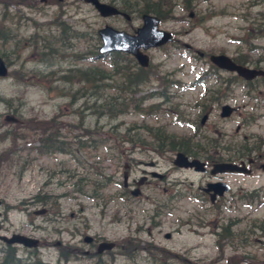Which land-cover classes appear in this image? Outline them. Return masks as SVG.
I'll return each mask as SVG.
<instances>
[{"label": "rangeland", "instance_id": "rangeland-1", "mask_svg": "<svg viewBox=\"0 0 264 264\" xmlns=\"http://www.w3.org/2000/svg\"><path fill=\"white\" fill-rule=\"evenodd\" d=\"M122 1L113 0L117 5ZM157 1L160 2L157 8L162 18L159 27L174 33V38L164 46L148 50L151 60L149 71L157 73L160 78L150 81L143 87L139 85L141 88L136 91V95L146 96L155 92L164 95H154L146 99L141 111L132 112V109H129L128 113L118 114L112 118L105 114L97 117L95 112L103 111L102 106L98 105L107 97L116 96L117 92L126 95L121 90L107 91V94L101 92L100 95H96L99 99L95 104L91 97L86 96L79 98L77 103L70 104L68 98H63L55 90H47L42 83L43 81L47 84L48 78L55 79L58 73L48 74L42 81L38 76L36 80H30L28 77L31 73L46 74L55 69H66L75 63L90 65L94 60L89 56H95L92 53L96 46L100 45L97 29L108 24L132 31L142 23L137 9L150 3V0H124L125 3H134V12L130 13L129 20L120 16L102 17L83 0H30L31 7L24 6L27 4H16L8 10L9 16L13 18L7 23L10 21L14 23L12 25L16 28L10 29L12 32L15 30L21 38L7 43L0 42V54H3V59L9 67L7 76L0 77V151H19L14 157L17 161L4 165L0 170V196L17 207L23 199L47 193L43 200L48 208L45 215H32L30 219L29 214L16 208L10 214L12 220L10 226L22 228L25 233L32 230L35 236L42 237L48 242L60 240L62 248L64 245L72 244L95 251L94 246L91 248L80 241L84 234L119 242L114 250L101 256H80L69 264H159L150 260L148 255L157 251L140 250L136 249V246L163 247L174 255L172 258L174 264H201V261H211L214 257L221 256L222 253L212 246L209 227L201 225V221L205 223L204 219L207 216L203 211L208 205L194 202L188 195L182 193V196L168 207H158L162 206L160 201L162 198L165 199V196H162L160 188L162 184L157 180L143 186L139 197L128 194L123 196L124 190L121 186L123 162L125 158L132 160L130 179L137 178L142 169H152L140 161H151L155 163L154 170L157 172L162 173L169 169L167 177L170 180L185 178L192 181L194 186L191 189L195 191L200 175L189 171L177 173L170 170L173 153L164 151L163 154H159L157 150L152 149L155 142L152 135L146 132L147 128L160 126L162 137L172 136L180 139L182 136L189 138L195 134L194 129L187 125L192 123L197 133L208 135L209 138H219L225 145V150L229 151H243L264 141V87H259L262 92L259 93L257 88L248 95L242 83L232 86L224 102L233 106L235 110L229 117H221L220 106L224 102L221 105L213 102L220 86L218 77L226 80L232 75L227 71L218 72L207 59L209 53L219 52L236 57L241 50L243 55H250L251 59L256 60L260 57V63L264 65V37L254 38L252 41L257 48L252 53L248 51V39L257 33L258 29L252 27L251 33L243 36L248 44L238 40L245 31L244 25L248 22L244 18H249L251 23L252 17H258V11H264V0H190L187 7L184 4L186 0ZM253 1L257 4L255 5ZM60 5L66 9L63 19L83 32L86 37L69 38L70 28H66L65 42L56 44L55 37H50L44 26L39 30L34 20L27 19L30 16L46 23L57 15L60 16ZM2 7L0 0V10ZM151 7L149 5L146 8ZM16 8L19 11H16ZM36 29L46 34V39L52 42L54 48L57 46L58 51L42 56L39 49L43 44L38 45L40 48L33 49L25 38ZM52 33L57 34L54 30ZM258 34L260 35V32ZM196 50L204 52L206 57H199ZM80 55H84L85 59H77ZM118 80L120 81L119 78ZM167 83L176 85L170 86L166 85ZM59 87L62 85L59 84ZM63 87L65 92L70 91ZM204 89L212 91L205 96ZM124 102L122 98L117 101V104L112 106L111 115ZM152 102L159 104L160 108L150 107L152 108L150 110L144 107ZM79 106L80 109H77ZM204 112L208 113V118L201 125L199 121ZM12 115L18 117L19 123L5 119L6 116ZM80 117L92 127L93 139L105 143L98 144L91 150H76V141L73 137L80 132L76 129L77 125L75 127L73 125ZM51 118H54L61 128L60 133L64 139L71 143L70 153L49 155L39 153L35 149L38 145L36 139L39 137V126ZM245 120L248 122L245 123ZM237 127L239 131H236ZM128 128L135 134L133 138L138 139L135 146L127 141L123 143L120 141ZM199 137L201 135L197 138ZM24 163L26 168L20 174ZM96 170L102 174L97 175ZM103 176L106 178L99 179ZM79 179L81 183L78 182ZM93 181L103 185L97 189L100 195L98 200L87 195L92 192L90 184ZM232 184L235 192L251 191L260 187L261 192L258 194L264 198V171L260 169L251 176L233 177ZM162 186L169 187L164 183ZM178 189L184 192L186 188L178 186ZM83 191L87 193L84 194ZM56 196L57 198H54ZM44 201L34 199L32 211L41 207L40 204ZM223 204L225 205V207L222 205L223 215L226 218L235 217L239 220L237 230L250 234L247 237L249 243H245V248L235 252L239 256L238 264H250L242 260L243 258H263L262 244L255 242L256 235L261 234L258 229L250 230V226L264 221V203L258 208H252L251 205L247 206L238 200L230 209L229 204L224 202ZM55 208H58L57 212H54ZM156 208L159 210L155 215ZM29 220L37 227L39 224L42 225V229L25 228L23 224ZM158 221L160 223L156 225ZM148 229L150 235L147 234ZM166 231L172 234L169 239L164 237ZM132 236L140 237L151 244L143 245L140 242L129 247L123 240ZM41 253L44 261L57 262L56 246L50 245L49 248L42 249ZM233 253L227 250L222 256L227 257ZM214 264H226V261L220 259Z\"/></svg>", "mask_w": 264, "mask_h": 264}, {"label": "flooded vegetation", "instance_id": "flooded-vegetation-1", "mask_svg": "<svg viewBox=\"0 0 264 264\" xmlns=\"http://www.w3.org/2000/svg\"><path fill=\"white\" fill-rule=\"evenodd\" d=\"M260 78H256L253 80V82L259 80ZM264 80V78H263ZM201 135L200 142L194 143V145H199V147L195 148L194 151H205L203 156H200L198 158L201 159V161L205 164V169L200 172H195L192 169H183V168H177L174 165L170 166V170L179 172V171H189L193 174L200 175V181L196 185V190H192L191 187H193L192 181H187L185 178L183 179H168L167 174L169 169L165 170L166 173H162V177H155L152 172L155 170V163L154 162H143V165L149 166L152 168L151 170L142 169L141 174L135 178L130 179V168L132 166V160L130 158H125L124 160V167H126V173L128 181L124 182V190L131 194L133 189L137 188V184L139 188V194L137 196H140L142 194V187L150 184L152 180H157L158 183L163 182L164 184L169 185V187L160 185L161 188V194L162 196H165V199H161V203L164 206L170 205L172 202H175L177 198L181 197L182 193L188 195L191 197V199H194L200 203L208 205V207L205 208V211H210L212 214L213 211H215L217 214H214L212 218H209L205 225L212 227V239L211 243L213 246L217 248H224L225 250H235L239 248L240 243V237H239V231L237 230V226L239 224V221L235 217H228V220H225V217H223V211L222 206L223 202L226 204H229L231 208H233V205L236 204V201H238V192H235L232 184V178L237 177L240 175V172H221L212 174L211 168L212 165L215 162H240L245 161L247 162V167L249 169L248 174L255 173V170L258 168H262L264 165V158L262 154L259 155H253V156H246L243 158L239 157L238 151H229L228 149L225 150V148L219 146V139L218 138H209L208 135ZM200 135H196L193 138H197ZM166 151V150H165ZM186 151H193V150H186ZM164 171V172H165ZM142 179V182L140 180ZM217 182H224L227 184V189L225 188L223 193L221 195L217 194L215 192V189L210 186V183H217ZM178 186H182L183 188H186L184 192H181L180 189H178ZM176 188L178 190H176ZM239 188V187H237ZM191 189V190H190ZM219 189V188H216ZM138 191V190H137ZM165 194V195H163ZM33 199H23L19 203L22 204L23 210L25 213H28V209L30 207V202H32ZM227 200V201H226ZM228 205V208L230 209V206ZM16 208V207H15ZM14 211V205L8 203L4 197L0 196V264H10L12 259L15 260V257H18L23 262L28 261L31 257L30 252L36 251L41 252L42 249L48 247V243L45 241V239L40 238L39 243L37 247L34 248H28L25 247V245L14 242L10 243L8 242L7 238L11 237L13 239H16V237H20V239L28 240L26 237L20 235H26V236H33V231L30 230L28 233L23 232L22 228H11V212ZM224 220L225 227L222 229V223L221 220ZM160 222H156L155 224L158 225ZM31 224V225H30ZM25 228L31 227L32 223L28 221L26 224H23ZM34 229H38V227H34ZM148 232H150L148 230ZM6 238V239H5ZM101 239L93 238L90 242V247L92 248L94 245L97 244V241ZM245 243L247 242V239L243 237L242 239ZM38 242V241H37ZM36 242V244H37ZM63 245L62 243L57 242V246ZM68 252H72L70 248H66ZM74 251L78 252V254H82L84 256L90 255L92 256V251L89 250H80V248L75 249ZM75 252V253H76ZM11 255V258L9 256Z\"/></svg>", "mask_w": 264, "mask_h": 264}, {"label": "water", "instance_id": "water-1", "mask_svg": "<svg viewBox=\"0 0 264 264\" xmlns=\"http://www.w3.org/2000/svg\"><path fill=\"white\" fill-rule=\"evenodd\" d=\"M86 2H91L95 8L100 12L101 15H111L118 12V10L106 3H101L98 0H85ZM144 24L138 28L137 35L131 36L126 34L123 31H118L110 26H105L98 30L102 40L103 45L101 46V51H108L110 49H117V50H126L132 52L139 62L142 65L147 64V56L138 51L139 47L147 48L153 45H158L163 42L169 41L171 38V33L164 32L157 29V24L159 19L153 17L151 15H143ZM210 60L216 63L218 66L229 69V70H236L239 74L250 77L253 76L254 73L260 72L256 70L247 69L242 66H238L233 63L227 56L225 55H211ZM6 73V66L4 62L0 59V75H4ZM229 107L223 106L222 114L226 115L229 113ZM174 163L179 166H190V165H197L198 161L193 160L189 162L187 157L179 152L176 154V158ZM237 167L235 165L229 164H220L217 165V169L219 171L223 170H235ZM113 243H105L99 246V250L103 248H111Z\"/></svg>", "mask_w": 264, "mask_h": 264}, {"label": "bare ground", "instance_id": "bare-ground-1", "mask_svg": "<svg viewBox=\"0 0 264 264\" xmlns=\"http://www.w3.org/2000/svg\"><path fill=\"white\" fill-rule=\"evenodd\" d=\"M24 1V2H22ZM5 0L6 2V7L10 8L11 6H16V4H27L24 6H29V2L30 0ZM133 5H127L124 8L120 9V12L127 14L128 16H130L131 12H134L133 10ZM16 11H19L18 8H16ZM43 22V21H41ZM14 23H7L4 22L1 27L2 29L5 30L4 35L2 36V39L4 41H16V39H20L21 36H19V34L17 32H15V30H13V32L11 31L10 28H16L14 25H12ZM82 37H86V35H81ZM26 41L29 42L30 45H32L34 48L33 49H37L40 44L44 43V38L42 36H39L37 33H33L31 35H29L28 37L25 38ZM27 43V42H26ZM39 45V46H38ZM74 76V73H72ZM83 82L87 83L90 86L91 91L89 92V94L87 95L88 98L92 97L93 99L96 98V95H100L101 92H103L104 94H107L106 92L110 91V90H121V92L123 93H127L128 90H130L131 88L129 87L130 84H133L135 87L138 85H142L144 86L146 84L145 80H138V79H132L130 82L127 81H123V80H115L110 76L107 77H103L100 76L98 74H96L95 72H91L88 73L84 76V79L82 80ZM66 88L71 89L72 88V84L71 83H67L66 84ZM125 106H120L118 108L119 111H122L124 109ZM31 257L35 258V259H39L42 255L41 252H36V251H31L30 252ZM73 257V253H69L67 250H62L60 257H59V261L60 262H67L69 259H72ZM9 258H11V255L9 256Z\"/></svg>", "mask_w": 264, "mask_h": 264}, {"label": "trees", "instance_id": "trees-1", "mask_svg": "<svg viewBox=\"0 0 264 264\" xmlns=\"http://www.w3.org/2000/svg\"><path fill=\"white\" fill-rule=\"evenodd\" d=\"M149 5H151L152 7L151 8H146ZM187 5H188V0H186V2H185V6H187ZM158 6H160V2L159 1L150 0V3L145 4L139 10L140 11H144V12L150 11V12L155 13V14L160 16V14L158 13V9H159V8H157ZM262 16L264 17V14ZM259 27H261V29H260L261 31H264V22L262 24H260ZM118 56H121V55L117 54L116 57H118ZM114 68H115V66H114ZM141 70L144 71L145 69H141ZM76 71H77V78H79L81 80L84 79V76L86 74L91 73V72H95L96 74H98L100 76H103V77H107L108 76V74L101 67L100 64H93V65H88V66H80V67H78V69H76ZM135 76L136 75H133V77H132L129 74L126 79L128 80V82H130L132 79H138V78H135ZM62 78H64V79H62ZM62 78L61 79L64 80V82L69 80L67 75L62 76ZM138 80H141V79L139 78ZM85 84H87V83H85ZM81 94H82V92L79 94V96ZM83 94H85V93H83ZM98 99H99L98 96L96 98H94V99L92 98L93 104H95L96 100H98ZM103 103H108L109 108H110V110H109V114H110V113H112V108L111 107L112 106L114 107L117 104V101L108 102L106 99H104L99 106H101ZM121 106H125V104H123ZM118 108L119 107H117L115 109V112H117V113L121 112V111L118 110ZM115 112H114V114H115ZM101 113H103V112H99L98 114H101ZM51 126H52V120L48 121V122H44V123H42L39 126V129H38L39 130L38 131L39 137L37 138V140L40 143L39 144L40 151L63 150L69 144L67 141L60 140L58 132H55L54 130L49 131V129L52 128ZM86 131H89V130L86 129ZM164 141H165L164 139H159V143H163ZM178 145L180 146V144H178ZM178 145L174 144L172 146H178ZM95 146H96V144L94 142H91L90 144H87V140L83 139L82 136L77 140V148H79V149L84 148V147H92L93 148ZM185 152H188V151H185ZM159 254H160V252H159Z\"/></svg>", "mask_w": 264, "mask_h": 264}]
</instances>
